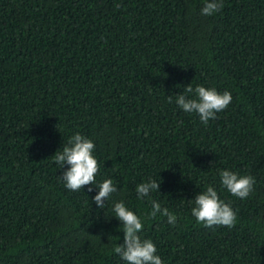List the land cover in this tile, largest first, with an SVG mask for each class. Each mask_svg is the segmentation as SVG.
<instances>
[{
  "label": "trees",
  "instance_id": "16d2710c",
  "mask_svg": "<svg viewBox=\"0 0 264 264\" xmlns=\"http://www.w3.org/2000/svg\"><path fill=\"white\" fill-rule=\"evenodd\" d=\"M0 0V264H126L115 202L140 217L164 264H264V0ZM119 5V7H117ZM229 91L205 125L175 103L187 85ZM172 102H168V97ZM92 140L96 185L65 188L69 138ZM255 178L245 199L219 172ZM149 179L158 192L138 199ZM212 186L233 227L191 215ZM92 187L89 192L88 188ZM155 200L176 217H149Z\"/></svg>",
  "mask_w": 264,
  "mask_h": 264
},
{
  "label": "clouds",
  "instance_id": "9594fccd",
  "mask_svg": "<svg viewBox=\"0 0 264 264\" xmlns=\"http://www.w3.org/2000/svg\"><path fill=\"white\" fill-rule=\"evenodd\" d=\"M119 7V5H117ZM224 7L223 0H204L201 15L212 16L220 12ZM232 95L229 91L218 92L215 88H206L197 85L193 88L190 84L184 89L183 94L175 96V103L186 113H196L205 125L209 120H215L217 113L225 110L231 103ZM172 102V97H168ZM95 145L92 140L76 133L72 135L62 151L55 152V163L63 168L61 178L66 189L80 191L84 186L96 185L97 194L92 197L93 202L99 209L105 208V202L117 191L112 179H104L96 184V174L100 171V164L93 155ZM221 185L233 196L245 199L253 191L255 178L251 175H238L230 170L219 172ZM159 182L149 179L147 182L139 183L135 192L138 199L150 197L153 191L158 192ZM92 187L88 188L91 192ZM152 210L149 217L155 218L157 214L167 217L170 225H175L177 217L162 207L160 203L153 200ZM114 217L122 225L123 244H117L113 251L118 254L126 264H164L159 255L156 254L155 244L150 239H142L139 233L143 229V223L133 211L129 210L123 201L115 202L113 207ZM191 215L198 224L206 228L224 226L231 228L237 220L236 212L229 203L222 200L212 186L197 194L194 198V206Z\"/></svg>",
  "mask_w": 264,
  "mask_h": 264
}]
</instances>
